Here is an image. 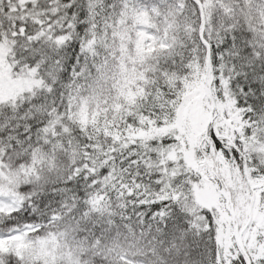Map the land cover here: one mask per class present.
Here are the masks:
<instances>
[{
    "label": "snow or ice",
    "instance_id": "6c2138e0",
    "mask_svg": "<svg viewBox=\"0 0 264 264\" xmlns=\"http://www.w3.org/2000/svg\"><path fill=\"white\" fill-rule=\"evenodd\" d=\"M0 264H264V0H0Z\"/></svg>",
    "mask_w": 264,
    "mask_h": 264
}]
</instances>
